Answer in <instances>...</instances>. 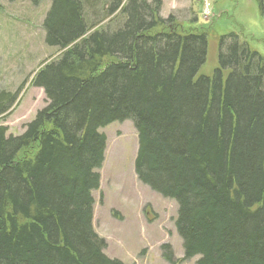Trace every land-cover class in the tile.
<instances>
[{
  "label": "trees",
  "instance_id": "1",
  "mask_svg": "<svg viewBox=\"0 0 264 264\" xmlns=\"http://www.w3.org/2000/svg\"><path fill=\"white\" fill-rule=\"evenodd\" d=\"M48 1L44 41L61 52L32 78L48 104L18 136L0 126V264H124L104 254L91 193L99 129L126 119L137 178L177 204L183 260L264 264V55L221 35L217 66L198 74L209 28L197 18H162L159 0ZM14 97L0 90V116Z\"/></svg>",
  "mask_w": 264,
  "mask_h": 264
},
{
  "label": "rangeland",
  "instance_id": "2",
  "mask_svg": "<svg viewBox=\"0 0 264 264\" xmlns=\"http://www.w3.org/2000/svg\"><path fill=\"white\" fill-rule=\"evenodd\" d=\"M151 2L152 0H146ZM159 16H173L188 23L197 18L207 25V55L198 74L210 75L217 66L218 38L241 34L251 50L264 55V20L256 0H159ZM50 2L0 0V90L15 94L6 114L0 116L5 135L18 136L48 100L32 78L43 61L54 60L61 52L45 44L43 19ZM88 13V12H87ZM102 13L89 8V19ZM106 17L101 25L112 21ZM120 20L112 22V27ZM191 24H196L192 22ZM105 136L104 158L95 169L99 185L92 191V227L104 239V254L124 264H195L198 257L183 260L182 242L175 220L177 204L143 184L135 174L138 135L129 119L99 129ZM168 245L173 258L163 250Z\"/></svg>",
  "mask_w": 264,
  "mask_h": 264
},
{
  "label": "built area",
  "instance_id": "3",
  "mask_svg": "<svg viewBox=\"0 0 264 264\" xmlns=\"http://www.w3.org/2000/svg\"><path fill=\"white\" fill-rule=\"evenodd\" d=\"M206 4V3H205Z\"/></svg>",
  "mask_w": 264,
  "mask_h": 264
}]
</instances>
